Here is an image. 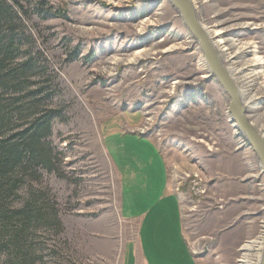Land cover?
<instances>
[{"label": "rangeland", "instance_id": "rangeland-1", "mask_svg": "<svg viewBox=\"0 0 264 264\" xmlns=\"http://www.w3.org/2000/svg\"><path fill=\"white\" fill-rule=\"evenodd\" d=\"M189 1L227 52L232 38L254 46L247 66L230 62L245 66L233 81L255 95L245 112L264 138V81L254 73L264 74V0ZM5 2L13 17L1 21L0 41L13 43L0 46V145L32 110L54 118L51 170L31 165L37 174L19 173L0 192V264H132L138 244L148 264H191L187 248L199 264H239L241 244L264 230V171L176 9L167 0ZM10 103L30 110L11 115Z\"/></svg>", "mask_w": 264, "mask_h": 264}, {"label": "trees", "instance_id": "trees-1", "mask_svg": "<svg viewBox=\"0 0 264 264\" xmlns=\"http://www.w3.org/2000/svg\"><path fill=\"white\" fill-rule=\"evenodd\" d=\"M13 9L11 5L0 0V23L1 21L11 20L13 17ZM10 42L0 41V46L4 47V50L9 51V47L12 45ZM7 56H11L7 54ZM3 59L0 60L2 62ZM36 93V92H35ZM28 95V94H27ZM26 96V95H25ZM24 96V97H25ZM12 101H15L12 100ZM9 113L15 116H22V114L29 109V105L22 104L21 106L9 104ZM3 109L0 108V120L4 118ZM28 118L23 120L15 130L11 131L4 139L3 144L0 145V192L8 191L11 192L15 189V184L20 180L17 178L19 173L25 175L29 171L36 173V169L42 166L44 169L51 170L50 166V155L45 149L48 143L47 139L51 134V121L54 118L52 110L36 111L32 110V113L28 114ZM13 117V116H12ZM0 121V122H1ZM32 163V164H31ZM31 165H34L33 167ZM33 169V170H32ZM12 185V186H11ZM30 203V199H29ZM30 207L28 202H24L22 207L18 211L20 215L25 217L26 210ZM42 206L36 209V214L42 216ZM52 222L62 230L61 222L56 216L55 210H52Z\"/></svg>", "mask_w": 264, "mask_h": 264}, {"label": "water", "instance_id": "water-1", "mask_svg": "<svg viewBox=\"0 0 264 264\" xmlns=\"http://www.w3.org/2000/svg\"><path fill=\"white\" fill-rule=\"evenodd\" d=\"M167 1L179 13L184 26L189 31L191 36L197 41L209 69V73L214 75L229 96L230 100L228 103V112L231 114L229 120L233 123L235 129L244 135L249 147L255 153L260 162V166L264 171V138L246 118L243 104L239 100L236 92V86L221 65L217 53L206 40L200 23L197 22L191 2L189 0ZM259 264H264V246L261 250Z\"/></svg>", "mask_w": 264, "mask_h": 264}, {"label": "bare ground", "instance_id": "bare-ground-1", "mask_svg": "<svg viewBox=\"0 0 264 264\" xmlns=\"http://www.w3.org/2000/svg\"><path fill=\"white\" fill-rule=\"evenodd\" d=\"M193 6V5H192ZM148 21V20H147ZM146 21V22H147ZM197 22H199L197 20ZM145 22L142 23V25H144ZM149 23V22H148ZM200 23V22H199ZM214 24V23H213ZM246 25V24H244ZM202 30H203V34L205 35L206 40L208 41L209 45L215 50V52L217 53V56L220 60L219 54L217 52V50L219 51V53L221 54L222 52L227 54V56H225L224 58V62L226 63V65L220 60L221 65L223 66L224 70L226 71L227 75L229 76V78H231V80L233 81V77L235 75H238L239 73L242 72V68L244 67H234L231 64V60L233 58H239V60H244V62L242 64L246 65V61L244 59L245 57V51H252L254 52V50H252V48L254 46H252V44L250 42H245L236 38H232L229 40V43L231 45L232 48V52H227V48L224 46V39L221 37V30L220 29H215L214 26L210 25V26H205L200 24ZM248 48H251V50H248ZM217 49V50H216ZM137 53L132 54L131 58H129L128 60H134L135 57L137 56ZM119 58V57H118ZM117 58V59H118ZM116 58H113V62L117 61ZM251 61V59L249 60ZM230 62V63H228ZM257 62H260V58L258 56H253L252 58V63L255 64ZM262 63V62H261ZM256 73V77L260 76L263 77V81H264V74L259 75L258 72H254ZM234 85H235V81H233ZM236 86V85H235ZM236 92L237 95L239 97V100L242 102L243 107H244V111H245V103H250L252 105H256L257 104V99L255 97V95L253 94H249V92L247 91V89H243L241 91H239L236 87ZM230 100V98H229ZM246 114V112H244ZM231 116V114H229ZM247 118V115H245ZM248 119V118H247ZM252 124V123H251ZM233 125V123H232ZM253 125V124H252ZM263 137V136H262ZM264 246V230L263 232L259 235L256 236L254 238L248 239L246 241H244V243L241 244V246L239 247V250H241V257L239 259H237V261H239V264H259L260 262V252L262 250ZM254 252V257L251 258L250 254Z\"/></svg>", "mask_w": 264, "mask_h": 264}, {"label": "crops", "instance_id": "crops-1", "mask_svg": "<svg viewBox=\"0 0 264 264\" xmlns=\"http://www.w3.org/2000/svg\"><path fill=\"white\" fill-rule=\"evenodd\" d=\"M156 147H157V146H156ZM157 148H158V147H157ZM158 153L160 154V156H161V158H162V161H163V164H164V169H165V171H166V176H167L166 163H165V160H164V158H163L161 152L159 151V148H158ZM165 188H166L165 192L168 193L166 196H167L168 198H171V195H172L173 193H171V191H170V188H169V182H168V179H167V178H166V181H165ZM176 198H177V197H176ZM176 203H177V205H178V209H179V212H180L181 207H180V201H179L178 198L176 199ZM153 216H154V214H153V215L149 214V218H148V220L151 221V219L153 218ZM132 218H133V217H132ZM148 222H149V221H148ZM181 222H182V220H181V212H180V223H181ZM180 229H181V230H180V234H181L182 237L184 238L182 224H181V228H180ZM184 239H185V238H184ZM201 258H202V257H198V256L195 257V256L190 252L189 248H187V250L184 249V251L182 252V260H183L184 262L189 261L191 264H199V259H201ZM122 264H124L123 261H122ZM132 264H148V263L144 260V258H142V253H141V250H140V246H139V244L136 246V251H135V256H134V262H132Z\"/></svg>", "mask_w": 264, "mask_h": 264}]
</instances>
